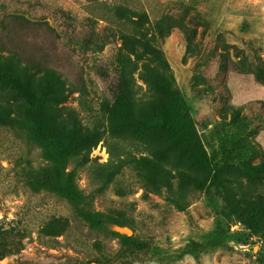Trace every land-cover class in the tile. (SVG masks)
Returning a JSON list of instances; mask_svg holds the SVG:
<instances>
[{
    "label": "rangeland",
    "instance_id": "obj_1",
    "mask_svg": "<svg viewBox=\"0 0 264 264\" xmlns=\"http://www.w3.org/2000/svg\"><path fill=\"white\" fill-rule=\"evenodd\" d=\"M4 74L66 100L30 111ZM263 80L264 0H0V264H158L216 231L225 248L173 264H264ZM61 161L84 212L128 224L33 190Z\"/></svg>",
    "mask_w": 264,
    "mask_h": 264
},
{
    "label": "trees",
    "instance_id": "obj_2",
    "mask_svg": "<svg viewBox=\"0 0 264 264\" xmlns=\"http://www.w3.org/2000/svg\"><path fill=\"white\" fill-rule=\"evenodd\" d=\"M113 12L117 16L118 19H125L129 23H131L136 30L139 29V22L142 18L146 19V14L144 12L142 13H134L136 15V19H132L130 17H127V13L130 11L128 8H124L122 6H114ZM121 38L125 40L129 39H136V44L140 46L142 49L148 47V44L144 41L143 36L141 35L138 38H131L130 36L126 34H122ZM153 53H156V51H153ZM6 76V74H4ZM161 77L159 69L157 67H151L149 64H143L141 67V71L139 73V78L143 81L146 86H151V77ZM7 77V76H6ZM259 80V79H258ZM11 83L13 87H16L20 89L22 92V95L27 98V101L29 102V110L33 112H38L43 110L45 105L50 102V100L56 102V103H63L66 100V95H49L50 93H42L37 94L33 90H29L28 84L20 83L16 79H10L7 77V81ZM260 84L264 85V80L260 81ZM59 85L63 86L62 83L59 82ZM21 93V92H20ZM123 94L120 95L118 98V101H122ZM147 100L144 102L146 103ZM132 104V102H131ZM133 105V104H132ZM143 106V105H141ZM139 106V109L144 110L143 107ZM12 109V106H9V108L5 107V110L10 111ZM163 119L166 120L167 126L169 132L173 133L176 136V129L179 131V128L175 121L170 123L168 120L166 114H163L161 116ZM6 118L9 120V122H17V120L11 118L9 114L6 115ZM183 128V135H180V138L185 139V142L189 147H191L192 150L199 151L200 153L204 154L203 149L200 145L199 137L196 135L194 130L191 127L190 123H185ZM178 137V136H176ZM251 170V169H250ZM254 170V169H253ZM39 177L40 182L33 188L35 191H44L47 193H53L61 198L66 199L70 203L73 204L77 211L78 217H80L86 224H88L92 229L95 230H103L104 222H110L117 226H125L127 225V220L124 217H110L105 216L101 213H91V212H84L83 208L81 207L83 202V192L78 188L76 184V170L70 169L68 171H65V164L63 161L59 165H56L53 168L44 167L40 169L39 171ZM170 186V184H168ZM176 206H179V204L174 201ZM252 218L258 220V213L254 212L252 213ZM264 226V225H263ZM220 233L218 231L213 233H205L201 235L198 240H190L187 242L181 251L177 253L175 257L167 258L164 261L159 262L158 264H173L177 262L182 255L188 254L191 256H194L196 259L199 257L202 253H211L215 251L216 249L225 248L226 245L221 241Z\"/></svg>",
    "mask_w": 264,
    "mask_h": 264
}]
</instances>
